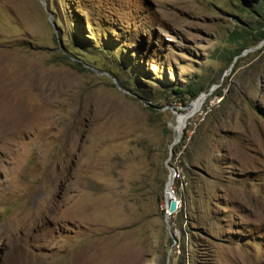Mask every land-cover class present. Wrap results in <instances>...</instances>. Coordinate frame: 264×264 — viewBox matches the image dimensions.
I'll return each instance as SVG.
<instances>
[{"label": "rangeland", "instance_id": "1", "mask_svg": "<svg viewBox=\"0 0 264 264\" xmlns=\"http://www.w3.org/2000/svg\"><path fill=\"white\" fill-rule=\"evenodd\" d=\"M0 90V264H264V0H0Z\"/></svg>", "mask_w": 264, "mask_h": 264}, {"label": "water", "instance_id": "2", "mask_svg": "<svg viewBox=\"0 0 264 264\" xmlns=\"http://www.w3.org/2000/svg\"><path fill=\"white\" fill-rule=\"evenodd\" d=\"M181 137L182 136H180L179 138L175 139V141L173 143V146L180 141ZM173 179H174V176L170 175L169 176V181L173 180ZM171 183L167 184V190H166V193H165V199H166V202H168V213L169 214L175 213L177 211V209H178V200H177V198L175 196V193H174V190L172 188V184ZM166 219H167V222L169 224V216L166 215Z\"/></svg>", "mask_w": 264, "mask_h": 264}, {"label": "bare ground", "instance_id": "3", "mask_svg": "<svg viewBox=\"0 0 264 264\" xmlns=\"http://www.w3.org/2000/svg\"><path fill=\"white\" fill-rule=\"evenodd\" d=\"M2 90H0V92H1ZM3 93V92H2ZM5 93V92H4ZM9 93V92H8ZM11 96V95H10ZM201 96H203L205 99L207 98V95H205V94H203V95H201ZM200 96V97H201ZM5 105H7V106H10V107H12V111H14V112H17L18 114H20L22 117H25V113L23 112V104H22V101L21 100H19V99H17V100H14V99H12V98H6V100H5V103H4ZM7 114V112H4V115H6ZM182 114V113H181ZM181 122H182V117H181V119H180V123H179V127H180V124H181ZM183 132L184 131H182V133L181 134H177V138H179L182 134H183ZM171 175H174V172H172L171 173ZM174 180L175 179H173V180H170V181H168V184L169 183H171L172 184V188H173V183H174ZM179 204H180V202H179ZM167 211H168V202H167ZM172 214H169V213H167V216H169V218H170V216H171ZM13 248V247H12ZM12 254V253H11Z\"/></svg>", "mask_w": 264, "mask_h": 264}, {"label": "built area", "instance_id": "4", "mask_svg": "<svg viewBox=\"0 0 264 264\" xmlns=\"http://www.w3.org/2000/svg\"><path fill=\"white\" fill-rule=\"evenodd\" d=\"M172 172H174V175H173V176H174V179H176V178L178 177V173L175 171V169H173ZM174 193H175V191H174ZM175 196H176V195H175ZM176 198H177V197H176ZM177 200H178V199H177ZM179 207H180V206H179V200H178V209H179ZM178 209H177V211H178ZM177 211H176V212H177Z\"/></svg>", "mask_w": 264, "mask_h": 264}, {"label": "trees", "instance_id": "5", "mask_svg": "<svg viewBox=\"0 0 264 264\" xmlns=\"http://www.w3.org/2000/svg\"><path fill=\"white\" fill-rule=\"evenodd\" d=\"M190 92H191V91H190ZM191 94H192L193 97L197 96V93H193V92H191ZM199 96H200V95H199ZM199 96H198V97H199ZM198 97H197V98H198ZM197 98H195V99H197Z\"/></svg>", "mask_w": 264, "mask_h": 264}]
</instances>
